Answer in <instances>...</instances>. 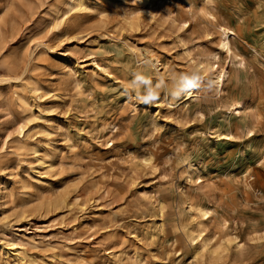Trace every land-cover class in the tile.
I'll use <instances>...</instances> for the list:
<instances>
[{"label":"rangeland","instance_id":"obj_1","mask_svg":"<svg viewBox=\"0 0 264 264\" xmlns=\"http://www.w3.org/2000/svg\"><path fill=\"white\" fill-rule=\"evenodd\" d=\"M0 264H264V0H0Z\"/></svg>","mask_w":264,"mask_h":264},{"label":"bare ground","instance_id":"obj_2","mask_svg":"<svg viewBox=\"0 0 264 264\" xmlns=\"http://www.w3.org/2000/svg\"><path fill=\"white\" fill-rule=\"evenodd\" d=\"M77 3L81 4V1H77ZM145 11H146V9H145ZM147 11H149V9H147ZM215 26H216L217 32L219 34V36H218V48H217L218 50L217 51H211L208 54H206L208 62H203L202 64H203L204 71H208L209 69L212 70V73H211L212 82L218 87L217 89H219L221 91V87L224 84V80L227 79L229 71L222 68V67L219 68V65H216L215 68H213L209 61L214 60V62L215 61L219 62L222 53L225 55V57H229V58L231 56H234L235 58L237 57V55H235L233 53V51L231 49V43H230V36H235L236 32L232 28H229L223 24H220L219 22H216ZM153 66L155 67V64ZM178 89H179L178 90V92H179L178 93V100L183 99L186 101L189 98H191L194 94L193 88H187L186 85H183V86L179 87ZM223 99H224V101L222 103V106H220V107H222V108L224 107L225 110L228 111L229 113H233V114L235 113L239 116L241 115V113L245 107V102H243L241 100L227 99V97H223L222 100ZM246 132L249 135H253L252 129L248 128L246 130ZM217 136L219 139H230L233 137V133H231V132L227 133V134L219 133V134H217ZM20 143H21V141H20ZM183 164L186 168V170H185V174H186L185 181L191 183V182H194L195 180H199L198 177L196 179H194V176H193L195 171H198L195 164L190 162V161H184ZM198 182H201V180H199ZM196 211L198 212L200 219L195 221L193 228L189 231V234L184 233V237H185L187 242L196 241L195 243L196 244L198 243V246H196V248H197L196 253H198L199 251H203L206 248L205 244L202 243V240H203L202 234H203L204 222H205V220H207L210 217L211 209L205 204H198ZM228 241L229 242L230 241L235 242L237 247L241 246V244L237 241V236H233ZM17 250H19V249H17ZM15 257H21V252L17 251L15 254Z\"/></svg>","mask_w":264,"mask_h":264},{"label":"clouds","instance_id":"obj_3","mask_svg":"<svg viewBox=\"0 0 264 264\" xmlns=\"http://www.w3.org/2000/svg\"><path fill=\"white\" fill-rule=\"evenodd\" d=\"M136 79L137 80H143V77H136ZM185 83H186V87L187 88H193V87H195V83L191 79H186ZM157 99H158V97L156 95L149 94V95L144 96L141 99V103H143V104H152Z\"/></svg>","mask_w":264,"mask_h":264},{"label":"built area","instance_id":"obj_4","mask_svg":"<svg viewBox=\"0 0 264 264\" xmlns=\"http://www.w3.org/2000/svg\"><path fill=\"white\" fill-rule=\"evenodd\" d=\"M260 194V193H259Z\"/></svg>","mask_w":264,"mask_h":264}]
</instances>
